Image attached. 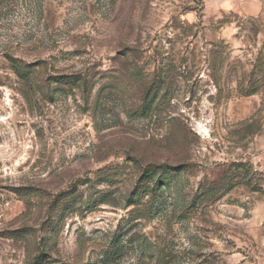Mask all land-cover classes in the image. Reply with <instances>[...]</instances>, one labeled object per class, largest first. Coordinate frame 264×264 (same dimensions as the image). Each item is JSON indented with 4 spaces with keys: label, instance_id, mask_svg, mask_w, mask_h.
<instances>
[{
    "label": "rangeland",
    "instance_id": "1",
    "mask_svg": "<svg viewBox=\"0 0 264 264\" xmlns=\"http://www.w3.org/2000/svg\"><path fill=\"white\" fill-rule=\"evenodd\" d=\"M0 264H264V0H0Z\"/></svg>",
    "mask_w": 264,
    "mask_h": 264
}]
</instances>
